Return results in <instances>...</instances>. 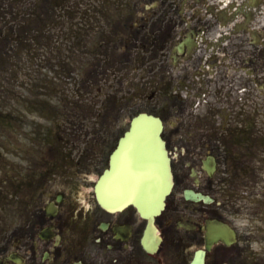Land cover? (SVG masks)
Returning <instances> with one entry per match:
<instances>
[{
  "label": "rangeland",
  "instance_id": "1",
  "mask_svg": "<svg viewBox=\"0 0 264 264\" xmlns=\"http://www.w3.org/2000/svg\"><path fill=\"white\" fill-rule=\"evenodd\" d=\"M141 2L142 0H0L1 228L9 229V222L19 220L21 216L17 212L13 213L15 200L12 197L11 203L8 196L12 154L15 156L13 161L21 164L28 157L38 158L41 162L45 157L54 158L53 148L67 150V141L74 140L75 132L70 127L84 123L87 131H78V137L82 136L79 141L88 139L95 142L98 152L94 151V154L103 160L108 148L107 129L112 128L114 136V131H118L126 119L129 120L133 113L141 109L164 113L161 102H158L163 95L153 99L146 97L154 89V85L147 81L151 74H146V69L161 62L158 56L160 49L152 47L148 51L141 47L144 40L155 42L158 36L150 37L144 28L131 31L129 27V21H134L135 18L144 20L145 14L151 10L141 8ZM169 23L181 27L180 22L174 19H170ZM148 25H152L151 20ZM166 25L167 22L164 26ZM160 34H163V37H158L160 39L166 36V32L162 31ZM130 35V42L125 44L128 46L127 50L123 51L122 44ZM173 36L175 38L177 35ZM109 42L110 45L107 46ZM245 46L247 49L249 46L250 49L254 48V52L260 50L255 45ZM257 56L262 59L255 65L258 86H255L257 97L254 104L247 101L249 106L233 107L231 97H237L233 91L238 88L233 80L215 85L207 79L204 90L201 91L203 93L211 86V92L208 90L205 95L207 101L200 100L199 105L195 101L193 106L188 104L181 113L182 120L190 117V122H184L186 124H224L216 134L223 137L225 150L232 152V171L237 168L236 158L233 157L243 154L246 159L238 164L240 172L245 174L237 172L234 175L237 188L244 187L240 182L243 179L250 181V174L254 171L253 191L244 192L245 196L235 202L241 206L240 209L237 205L232 207L230 204L235 197L234 188L233 191L227 188L224 192L230 205L223 213L229 219L239 210L240 215H236L237 218L233 220L241 229H248L247 223L264 225V85L258 76L259 73H264V53L261 54L260 51ZM110 57L118 58L120 69L112 73L113 79L110 74L101 76L99 88L96 77L99 72H104L98 68L105 67L110 71ZM134 63H138L137 69L133 67ZM95 69H98L97 73ZM143 72L146 77L144 80L139 78ZM138 87L143 88L144 98H131L130 92ZM115 88L119 90L113 92ZM235 103L236 106L240 104L238 101ZM237 108L242 111L236 110ZM124 112L126 115L119 117ZM11 114L18 117L9 120ZM36 123L43 125L39 127ZM56 137L60 138V143H57ZM50 139L52 143L49 142ZM249 166L253 167L247 171ZM26 169L30 172L28 167ZM31 178L28 180H36L34 176ZM25 197V193L19 197L21 206L25 204ZM174 238L169 252L176 255L192 253L199 247V244L195 245L187 236L182 241ZM253 247L256 248L255 245ZM240 248H243L241 254L246 252L240 257V262L251 264L250 254L254 248L245 243H241ZM229 263L234 264L231 260Z\"/></svg>",
  "mask_w": 264,
  "mask_h": 264
},
{
  "label": "flooded vegetation",
  "instance_id": "2",
  "mask_svg": "<svg viewBox=\"0 0 264 264\" xmlns=\"http://www.w3.org/2000/svg\"><path fill=\"white\" fill-rule=\"evenodd\" d=\"M196 2L182 0L184 5L175 6L173 0H161L157 9L153 8L152 14L144 20L129 21L130 30L144 28L156 37H163L160 33L166 32V36L155 43L159 47L166 46L173 35H180L194 45L197 37H205L216 30V22L196 19L199 10L189 15L186 27L181 29L184 19L180 17L185 6L191 12ZM170 19L179 21L181 27L171 25ZM150 20L151 26L148 25ZM253 20L254 17H246L235 25L233 32H247V23ZM250 38V44L263 49L264 26L254 31ZM237 41L242 43L241 48L247 43L244 37ZM210 44L203 39L202 49L206 50ZM249 54L254 60L262 59L254 50L249 49ZM240 63L243 62L235 61V67L240 69ZM232 66L225 60L220 63L221 68ZM165 83L170 86L168 94L173 105L168 114L172 115L185 106L181 94L185 85L180 80L171 85L169 79L159 82L157 89ZM220 126L166 121L163 135L172 159L174 187L166 209L149 229L147 220L134 207L111 210L102 207L96 198V175L103 171L104 164L109 165L112 128L106 130L108 148L103 160L94 154V144L85 140L72 141L69 149L60 151L56 158L45 157L42 162L38 158H27L25 164L30 172L25 169V184L32 189L26 194L25 205L17 207L24 211L20 219L11 221L8 231H0V264H190L192 253L169 252L174 237L182 241L185 236L200 243L205 250V264H224L230 260L239 264L240 256L245 254L240 253L241 243L249 247L253 243L258 245L259 249L252 247L250 261L251 264H264V235H256L255 225L244 233L237 229L238 240L230 246L222 241L213 243L210 248L207 245L208 220L224 219L223 210L230 204L238 206L235 202L239 199L234 198L230 204L229 199H225V189L233 190L235 184L232 182V154L225 150L223 137L216 134ZM126 128L120 125L118 131H114L115 145ZM70 129L75 132L74 138H78V131H87L85 128ZM32 176L36 180H28ZM252 179L250 177L243 185L247 190H250ZM186 190L203 193L209 199L187 198ZM179 221L191 222L194 227L189 230L178 226ZM258 232L264 234L263 229Z\"/></svg>",
  "mask_w": 264,
  "mask_h": 264
},
{
  "label": "water",
  "instance_id": "3",
  "mask_svg": "<svg viewBox=\"0 0 264 264\" xmlns=\"http://www.w3.org/2000/svg\"><path fill=\"white\" fill-rule=\"evenodd\" d=\"M162 120L140 113L121 139L111 157V168L100 178L96 189L104 206L122 207L130 203L144 216H152L164 207L172 187L170 158L161 137ZM215 233L229 243L234 231L218 224ZM213 234V233H211ZM198 258L193 264H202Z\"/></svg>",
  "mask_w": 264,
  "mask_h": 264
}]
</instances>
